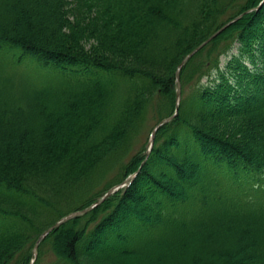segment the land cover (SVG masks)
<instances>
[{"label": "trees", "instance_id": "1", "mask_svg": "<svg viewBox=\"0 0 264 264\" xmlns=\"http://www.w3.org/2000/svg\"><path fill=\"white\" fill-rule=\"evenodd\" d=\"M261 1L0 0V264H264Z\"/></svg>", "mask_w": 264, "mask_h": 264}, {"label": "water", "instance_id": "2", "mask_svg": "<svg viewBox=\"0 0 264 264\" xmlns=\"http://www.w3.org/2000/svg\"><path fill=\"white\" fill-rule=\"evenodd\" d=\"M264 2V0H262L258 6H260L262 3ZM234 17L233 19L227 21L226 23H224L220 28H218L214 33H212L206 40H204L202 43H200L198 46H196L193 50H191L183 59L182 61L179 63L177 71H176V105H175V110L173 112L172 115L163 118L162 120H160L152 129L151 132V136H150V144H149V149L152 147L153 141H154V136L155 133L157 131V129L162 126L163 124H165L166 122H168L169 120H171L175 115H177L178 112V106H179V96H180V92H181V86H180V81H179V73H180V68L188 61V59L196 52L198 51L200 48H202L206 43H208L211 39H213L215 36H217L220 32H222L227 26H229L230 24H232L237 18ZM135 174V173H134ZM134 174L128 176L122 183L112 186L111 188H109L98 200H96L93 204L81 209V210H76L72 213H69L67 215H65L64 217H62L61 219H59L58 221H56L55 223H53L51 226H49L47 229H45L41 235L38 237V240L35 244L34 250H33V254L35 256V252H36V248L38 243L43 239V237H45L49 232H51L53 229H55L56 227H58L60 224H63L64 222L68 221L71 218L77 217L85 212H87L88 210L94 208L95 206L99 205L107 196H109L112 192H114L115 190H117L119 187L123 186L132 176H134Z\"/></svg>", "mask_w": 264, "mask_h": 264}, {"label": "rangeland", "instance_id": "3", "mask_svg": "<svg viewBox=\"0 0 264 264\" xmlns=\"http://www.w3.org/2000/svg\"><path fill=\"white\" fill-rule=\"evenodd\" d=\"M235 52L236 51V49L234 48L233 50H232V52ZM228 57L227 56H223L222 58H221V64L223 65L224 64V61L227 59ZM147 124H148V126H146L145 128H144V131H143V135L145 136V134H149V131L152 129V126H153V121L150 119L148 122H147ZM112 171H115V169H113ZM112 174H114V172L112 173ZM83 209V208H82ZM78 210H81V209H78Z\"/></svg>", "mask_w": 264, "mask_h": 264}, {"label": "bare ground", "instance_id": "4", "mask_svg": "<svg viewBox=\"0 0 264 264\" xmlns=\"http://www.w3.org/2000/svg\"><path fill=\"white\" fill-rule=\"evenodd\" d=\"M132 177H133V176H132ZM125 184H126V183H125ZM125 184H124V185H125ZM124 185H123V186H124ZM123 186H121V187H123ZM62 217H64V216H62ZM62 217H61V218H62ZM61 218H59V219H61ZM59 219H58V220H59ZM58 220H57V221H58ZM55 222H56V221H55ZM55 222H54V223H55ZM50 226H51V225H50Z\"/></svg>", "mask_w": 264, "mask_h": 264}]
</instances>
